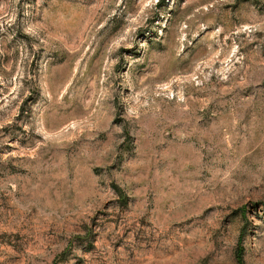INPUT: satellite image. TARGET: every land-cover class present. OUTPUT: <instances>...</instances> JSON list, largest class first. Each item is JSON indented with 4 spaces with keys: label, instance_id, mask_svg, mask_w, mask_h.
I'll list each match as a JSON object with an SVG mask.
<instances>
[{
    "label": "rangeland",
    "instance_id": "374dc122",
    "mask_svg": "<svg viewBox=\"0 0 264 264\" xmlns=\"http://www.w3.org/2000/svg\"><path fill=\"white\" fill-rule=\"evenodd\" d=\"M264 264V0H0V264Z\"/></svg>",
    "mask_w": 264,
    "mask_h": 264
},
{
    "label": "trees",
    "instance_id": "16d2710c",
    "mask_svg": "<svg viewBox=\"0 0 264 264\" xmlns=\"http://www.w3.org/2000/svg\"><path fill=\"white\" fill-rule=\"evenodd\" d=\"M240 264H242L241 261H240Z\"/></svg>",
    "mask_w": 264,
    "mask_h": 264
}]
</instances>
